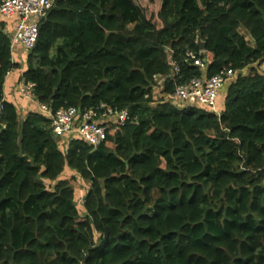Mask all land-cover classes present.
Listing matches in <instances>:
<instances>
[{
    "label": "trees",
    "instance_id": "1",
    "mask_svg": "<svg viewBox=\"0 0 264 264\" xmlns=\"http://www.w3.org/2000/svg\"><path fill=\"white\" fill-rule=\"evenodd\" d=\"M54 3L23 74L35 100L131 119L97 150L73 141L67 151L49 118L22 120L4 97L20 66L0 23V264H264V0ZM169 51L181 69L169 95L240 73L220 117L156 103ZM66 170L90 185L83 213L71 180L59 181Z\"/></svg>",
    "mask_w": 264,
    "mask_h": 264
},
{
    "label": "built area",
    "instance_id": "2",
    "mask_svg": "<svg viewBox=\"0 0 264 264\" xmlns=\"http://www.w3.org/2000/svg\"><path fill=\"white\" fill-rule=\"evenodd\" d=\"M54 6V0H0V19L15 20L14 31L10 36L12 54L17 48L30 53L37 46L40 26ZM186 61L203 72L207 70L206 62L193 53L187 54ZM168 62L171 64V72L154 79L153 95L156 103H167L178 110L202 108L220 117L219 101L222 91L236 81L240 73L224 69L210 78L204 75L202 78L176 85L174 93L169 95L165 93L166 84L178 77L181 69L173 61L171 51L168 52ZM35 88L34 83L24 82L18 86V94L34 101ZM39 113L49 118L54 138L60 143L65 142L62 143L65 151L73 141L82 142L97 150L105 144L114 128H124L131 119L127 110L118 111L105 104L84 111L71 107L55 112L47 105L40 104Z\"/></svg>",
    "mask_w": 264,
    "mask_h": 264
},
{
    "label": "crops",
    "instance_id": "3",
    "mask_svg": "<svg viewBox=\"0 0 264 264\" xmlns=\"http://www.w3.org/2000/svg\"><path fill=\"white\" fill-rule=\"evenodd\" d=\"M0 23H3L4 32L8 37H10L9 35L12 34L14 31L15 20L7 21L0 19ZM28 56L29 53L24 51V49L22 48H17L16 52L12 54L13 62L15 64H18L20 66V69L13 70L9 73L4 86L5 100L10 103H13L17 107L22 120H24L26 116L31 112H39V105H40V103L37 102L36 100L34 101L28 100L26 98L21 97L18 94V86L24 83L23 74L25 71H27L28 68V64H27ZM228 87L229 85H227V87L225 88L224 93L222 91L223 97H225ZM62 143L64 144L65 142Z\"/></svg>",
    "mask_w": 264,
    "mask_h": 264
},
{
    "label": "rangeland",
    "instance_id": "4",
    "mask_svg": "<svg viewBox=\"0 0 264 264\" xmlns=\"http://www.w3.org/2000/svg\"><path fill=\"white\" fill-rule=\"evenodd\" d=\"M11 36V34L9 35ZM249 38V37H248ZM250 39V38H249ZM260 70L262 72H264V65L261 66ZM248 74V70L245 71V75ZM227 87V86H226ZM225 92V89L223 90V93ZM222 97V94H221ZM22 112V111H21ZM60 180H71L72 184L76 187V191H77V206L80 210L81 213L84 212L83 210V204H84V198L86 196V194L89 191L90 185L89 183L85 182L84 180H82L78 175H76L74 172L72 171H66V173H64L62 175V177L59 179ZM47 187L48 188H52L53 186H55V183H49L46 182Z\"/></svg>",
    "mask_w": 264,
    "mask_h": 264
},
{
    "label": "water",
    "instance_id": "5",
    "mask_svg": "<svg viewBox=\"0 0 264 264\" xmlns=\"http://www.w3.org/2000/svg\"><path fill=\"white\" fill-rule=\"evenodd\" d=\"M43 27H44V23L40 26V32L42 31ZM39 42L40 41H38L37 46L39 45ZM197 45L201 51L206 50V43L202 41L201 37L198 38ZM110 235H113L112 231L109 228H107L105 231V238L108 239Z\"/></svg>",
    "mask_w": 264,
    "mask_h": 264
}]
</instances>
